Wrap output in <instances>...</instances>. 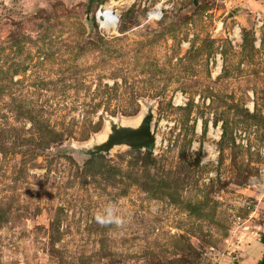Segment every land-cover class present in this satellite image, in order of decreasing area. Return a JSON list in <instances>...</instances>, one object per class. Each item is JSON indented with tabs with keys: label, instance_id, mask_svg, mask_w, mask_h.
Segmentation results:
<instances>
[{
	"label": "rangeland",
	"instance_id": "obj_1",
	"mask_svg": "<svg viewBox=\"0 0 264 264\" xmlns=\"http://www.w3.org/2000/svg\"><path fill=\"white\" fill-rule=\"evenodd\" d=\"M105 1L0 0V264H264V0H136L116 36ZM150 106L157 143L85 154Z\"/></svg>",
	"mask_w": 264,
	"mask_h": 264
},
{
	"label": "built area",
	"instance_id": "obj_2",
	"mask_svg": "<svg viewBox=\"0 0 264 264\" xmlns=\"http://www.w3.org/2000/svg\"><path fill=\"white\" fill-rule=\"evenodd\" d=\"M136 0H106L105 2L99 4L98 8L92 13L94 17V23L96 29L102 35H111L116 36L120 34V27L122 24V18L125 11L129 10ZM170 0H145L143 2L142 8L144 9V18L146 23H156L162 21L165 16V13L170 8ZM263 22H259V25H262ZM238 32L236 29L234 30V37ZM231 37L232 34H229ZM218 71H220L221 67L219 66ZM176 105L183 104V96L181 93H177L175 96ZM199 129L202 132L203 125H199ZM210 129L212 132L217 133V135L212 134L214 138H216L220 134V127L217 129L214 127V124H211ZM157 138V137H156ZM157 143V141L155 140ZM248 146L247 143H244ZM146 149V146L143 147ZM159 149L156 147L153 149L154 152Z\"/></svg>",
	"mask_w": 264,
	"mask_h": 264
},
{
	"label": "water",
	"instance_id": "obj_3",
	"mask_svg": "<svg viewBox=\"0 0 264 264\" xmlns=\"http://www.w3.org/2000/svg\"><path fill=\"white\" fill-rule=\"evenodd\" d=\"M233 15V13L227 14L220 21L216 31L217 34L221 33V30L226 26L229 18ZM86 21L91 28L94 27L95 23L92 14L88 15ZM154 119V107L150 106L137 126L110 120V132L107 138L104 141L94 142L90 148L85 150V154L89 156L100 153L109 154L113 148L122 145L130 148H138L153 144L156 140V135L153 130Z\"/></svg>",
	"mask_w": 264,
	"mask_h": 264
},
{
	"label": "clouds",
	"instance_id": "obj_4",
	"mask_svg": "<svg viewBox=\"0 0 264 264\" xmlns=\"http://www.w3.org/2000/svg\"><path fill=\"white\" fill-rule=\"evenodd\" d=\"M105 215L97 216L96 219L101 224H110L115 223L117 225H120L123 223V221L116 215L115 209L111 206H109L107 209H105Z\"/></svg>",
	"mask_w": 264,
	"mask_h": 264
},
{
	"label": "bare ground",
	"instance_id": "obj_5",
	"mask_svg": "<svg viewBox=\"0 0 264 264\" xmlns=\"http://www.w3.org/2000/svg\"><path fill=\"white\" fill-rule=\"evenodd\" d=\"M237 31H238V30H237ZM146 112H147V110L145 111V113H146ZM145 113H144V114H145ZM144 114L142 115V117L140 118V120L137 121V122H131V123L123 122V123H125V124H130V125H133V126H137V125L140 123L141 119L143 118ZM111 120H114V119H111ZM114 121H115V120H114ZM109 132H110V126H109V128H108L106 134H105L102 138L96 139L95 142H96V141H104V140L107 138ZM157 142H158V141H157ZM91 144H92V143H91Z\"/></svg>",
	"mask_w": 264,
	"mask_h": 264
},
{
	"label": "trees",
	"instance_id": "obj_6",
	"mask_svg": "<svg viewBox=\"0 0 264 264\" xmlns=\"http://www.w3.org/2000/svg\"><path fill=\"white\" fill-rule=\"evenodd\" d=\"M153 144H149V145H146V147H150V146H152ZM143 147V146H142ZM138 148H141V147H138Z\"/></svg>",
	"mask_w": 264,
	"mask_h": 264
}]
</instances>
